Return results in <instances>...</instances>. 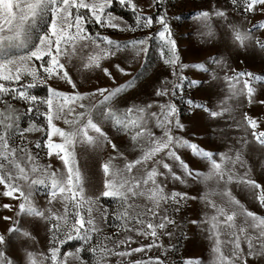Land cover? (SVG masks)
I'll list each match as a JSON object with an SVG mask.
<instances>
[{"label": "snow or ice", "instance_id": "1", "mask_svg": "<svg viewBox=\"0 0 264 264\" xmlns=\"http://www.w3.org/2000/svg\"><path fill=\"white\" fill-rule=\"evenodd\" d=\"M163 2L147 0V8ZM229 3L240 19H230L223 5L195 14L204 43L221 40L219 20L223 38L236 49L264 51V18L249 16L264 17V0ZM114 5L129 10L133 22L115 15ZM177 19L167 10L145 11L140 0H0V264H70V257L72 264H175L161 238H176V215L197 199L211 210L200 226L212 241L213 264H264V215L254 210L264 209V75L237 71L222 52L183 61L172 24ZM100 29L141 35L122 41ZM153 40L169 71L145 77L131 69L140 63L146 70ZM72 68L98 72L106 82L82 90ZM59 81L65 90L54 86ZM220 84L227 94L213 106ZM39 87L46 95L34 92ZM149 88L159 99L142 98ZM224 119L230 121L225 128L214 127ZM120 136L125 142L118 145ZM109 146L100 164L102 188L90 195L81 157ZM190 181L207 190L190 195L170 187ZM237 188L247 194L245 202ZM102 198L114 200L115 209ZM37 225L45 240L39 252L29 250L39 243ZM106 225L116 231L101 241ZM71 241L79 247L64 250ZM154 249L159 254L150 255Z\"/></svg>", "mask_w": 264, "mask_h": 264}, {"label": "rangeland", "instance_id": "2", "mask_svg": "<svg viewBox=\"0 0 264 264\" xmlns=\"http://www.w3.org/2000/svg\"><path fill=\"white\" fill-rule=\"evenodd\" d=\"M141 6L145 8V11H150L152 14L162 13L165 10L168 11L169 16H178L179 19L173 20V31L174 38L177 40L178 48L181 54V58L185 62H198L206 58V56L211 53L212 55H217L218 52H222L224 55L228 56L229 62L233 68L237 71H253L257 74L264 75V51H261L258 47L252 48L250 47L247 51L236 49L230 42L223 38V29L220 28L222 21H214L216 24L220 34L221 40L217 41L215 44H206L204 43L202 37L199 35L198 29L201 26V22L195 18V14L198 11L206 10L209 6H225L229 12L231 13L230 19L238 20L240 19V15L238 12H232L229 0H164L163 5L159 8H147V0H140ZM113 12L115 15L124 16L125 19L129 21V23L133 22L132 14L127 9H121L118 5L113 6ZM250 18H252L253 22H258L259 19L264 17H252L249 14ZM92 31L97 30L95 26H90ZM104 34H108L113 38H118L122 41L130 40L133 38H137L141 35V33H130V32H118L113 29H100ZM256 35L259 36L260 32H256ZM156 44L157 41L153 40L151 42V48L149 52L148 64L146 70L140 67V63H135L132 65V69L135 71H143L145 77L153 76L154 74H168L167 66L163 65V62L159 60L158 54L156 52ZM242 61V62H241ZM74 64L76 67H80L81 61L79 59H74ZM123 66V65H122ZM71 74L74 78L80 81L82 90H88L94 88L95 86L103 85L106 82V78L100 75L98 72H92L87 69H80V72L76 71V68H72ZM189 77H192L191 72L186 73ZM201 76L205 74H200ZM161 79H163V75H161ZM123 82V81H122ZM54 86H57L60 90H65V85L62 81L54 82ZM214 93H218L219 96L213 95L211 97V102L213 106H215L219 99L227 94L226 85L220 84L217 88H215ZM36 94L41 96L46 95V89L44 87H39L34 90ZM152 89L149 88L142 92L140 95L142 98L159 99L151 96ZM186 93L189 96H195L197 99H201V95L196 93L195 89H187ZM177 104L181 109L184 108V105L179 102L177 99ZM253 110L257 113L261 112V108L257 105L253 106ZM186 113H182V121L188 123L185 119ZM230 123L226 119L220 120L217 125L214 127L225 128L226 125ZM59 126L64 127L62 122H59ZM115 136V133L112 132ZM202 135V134H201ZM231 135H236L235 132H232ZM208 139V137H205ZM118 145L123 144L125 142V138L120 136L114 140ZM217 146L220 147L221 150H226V146L222 144L220 141L216 142ZM111 152V148L105 150L101 154L87 153L81 157V164L83 170L87 176L86 189L88 194H92L93 192L98 193V190L102 188L103 183V173L100 168V164L107 158L108 154ZM41 156L44 157V153H41ZM43 162L47 163L48 158L44 157ZM55 167L60 166V162L58 160L52 161ZM203 171H207V169H202ZM256 175H259V169H256ZM170 187H175L176 190H185L188 191L190 195H203L207 190L205 185L200 184L198 182L190 181L188 185H170ZM234 194L237 195V198L241 199L242 202L247 200V194L241 192L239 188L234 190ZM40 203L43 204V198L41 197ZM101 203L108 207L110 210L115 209L116 203L111 198H102ZM259 214L264 215V209L254 208ZM210 209L205 207L203 201L197 199L196 201H189L187 207H185L181 213L176 215V219L178 224L180 225V230L173 229L176 232V238L173 241H169V239L165 236L161 239L163 240L165 247L168 248V251L171 255L168 259L175 262V264H183V260L185 259H197L201 261V264H213L214 254L212 252V241L207 238V234L203 231L200 226V221L205 218L206 213H210ZM196 219L197 223L193 224L191 221ZM109 225L114 224L113 218L110 216ZM116 231L115 227H104V232L100 236V240H103V235H109ZM181 231L184 235H181ZM34 234L37 236V240L39 243L35 244L29 250H35L37 252L44 250V228L41 225H37ZM187 237V239L185 238ZM147 242H151L149 239ZM175 243L176 248L175 251L172 250L171 244ZM79 241H71L67 246H65L64 250L74 251L76 247H79ZM135 246V245H134ZM163 252V249L159 250ZM152 254H159L157 250H153ZM39 258V257H38ZM89 258V257H86ZM135 258H144L143 254H135ZM112 260H116L119 258H111ZM70 264H72V258H69Z\"/></svg>", "mask_w": 264, "mask_h": 264}]
</instances>
